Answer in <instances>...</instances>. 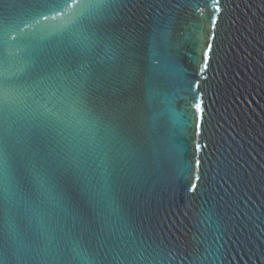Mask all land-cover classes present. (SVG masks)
<instances>
[{"label": "water", "instance_id": "95a60500", "mask_svg": "<svg viewBox=\"0 0 264 264\" xmlns=\"http://www.w3.org/2000/svg\"><path fill=\"white\" fill-rule=\"evenodd\" d=\"M0 264H264V0H0Z\"/></svg>", "mask_w": 264, "mask_h": 264}, {"label": "snow or ice", "instance_id": "6c2138e0", "mask_svg": "<svg viewBox=\"0 0 264 264\" xmlns=\"http://www.w3.org/2000/svg\"><path fill=\"white\" fill-rule=\"evenodd\" d=\"M200 107V105H197V108H199Z\"/></svg>", "mask_w": 264, "mask_h": 264}]
</instances>
